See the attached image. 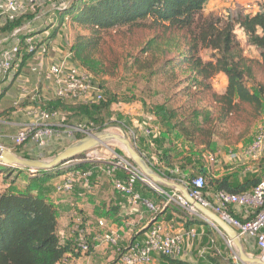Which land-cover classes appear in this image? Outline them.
<instances>
[{
    "label": "trees",
    "instance_id": "obj_1",
    "mask_svg": "<svg viewBox=\"0 0 264 264\" xmlns=\"http://www.w3.org/2000/svg\"><path fill=\"white\" fill-rule=\"evenodd\" d=\"M209 1L211 0H65L63 7L54 10L49 27L44 28L50 31L46 41L54 40L63 29L74 31L69 47L72 60L92 76L100 89V83L96 79H100L103 74V63L96 56L104 34L120 29L131 31L145 26L157 31L182 33L185 53L180 61L163 59L154 69V64L140 67L139 57L133 58L134 65L140 67V71L147 72L149 83L150 79L164 75L168 70L174 81L173 85H165L168 81L162 79L158 89L147 87L152 90L153 95L160 96L162 102L150 105L145 99H141L139 103L144 115L165 126L167 133L175 131L185 142L199 150L200 157L207 160V156L218 149L217 143H221L219 148L232 146L249 136L247 133L236 134V142L231 144L232 139L227 131L223 132V127L230 117L241 111L243 105L251 107L252 114L249 116L254 120L261 112L264 97V85L254 83L256 77L252 68L254 63L264 68V4L259 6L255 14H249L240 6H235L228 9L224 16H204V7ZM34 16L29 13L15 22H5L0 26V40L9 37L14 29L31 21ZM236 30L241 31L245 47L236 36ZM155 39L156 37L149 40L140 49L139 56L156 55L158 44ZM247 48L253 51L249 50L247 53ZM202 51L209 52L208 60L202 58ZM161 54H166V51ZM26 58L28 56L25 55L23 61ZM184 69L188 71V76L177 80L176 72ZM219 75L226 79V86L221 93L216 92L213 83ZM5 93L6 89L0 93V98ZM203 94L210 95L209 103L198 106L202 98L197 102L195 99ZM130 102L132 100H119L115 96L102 94V99L94 104L77 105L52 97L42 105L50 112L65 115L70 125H82L86 130L96 133L108 125H115L112 110L115 104L125 105ZM117 116L120 122L126 121L122 120L121 115ZM251 120H245L248 129ZM83 137L84 135L78 134L77 140ZM16 154L29 158L21 151ZM183 160L185 165L192 166L186 157ZM85 166L86 164L77 163L64 169L60 165L52 171L26 172L35 177L42 175L50 179L76 170L83 171ZM179 167L184 170L183 165ZM21 172L23 170L18 168L0 165V178L10 185L9 189L0 190V264H59L65 258H73L76 256L75 244L61 243L53 205L35 195L29 185L19 192L11 189ZM204 175L205 169L201 167L189 178L182 177L181 180L201 176L205 180L204 193L211 189L214 193L223 191L230 194L249 192L261 181L251 180L233 188L227 177L209 179ZM164 178L170 181L177 177L164 174ZM177 209L175 205L167 206L163 211L160 207L152 218L158 219L165 215V220L170 222L175 214H182ZM191 224L188 220L185 229ZM92 247L91 244L88 255L92 252ZM163 259L170 264H183L169 258ZM210 262L240 264L229 260L224 253L222 256L215 254Z\"/></svg>",
    "mask_w": 264,
    "mask_h": 264
},
{
    "label": "built area",
    "instance_id": "obj_2",
    "mask_svg": "<svg viewBox=\"0 0 264 264\" xmlns=\"http://www.w3.org/2000/svg\"><path fill=\"white\" fill-rule=\"evenodd\" d=\"M48 1L0 0V26L5 22H15L29 13L35 15L31 21L14 29L9 37L0 40L1 84H11L18 75V72L22 70L25 55L39 60L44 56L46 50L51 47V42L46 41L50 31L46 29L42 33H37L38 27H49L50 21L46 18L44 11L45 4ZM64 5V1L60 2L54 7V10H59ZM38 65L33 66L32 69L36 79L34 82V94H36L39 88L42 89L45 84L49 83L52 86L53 97L62 101L77 105H88L97 103L102 99V93L94 83L92 76L72 60L69 48L67 51L59 53V56L55 60H52L47 68L44 69V72L38 68ZM1 92L2 90L0 89ZM26 97L27 95L23 94L19 96V99H26ZM25 115L30 120L20 125L15 135L11 137V141L17 147L29 149V145H32L35 147V150L39 152L44 151L50 147L51 139L57 136L59 127L64 128L63 134H66L67 138L70 139L75 134L88 135L95 133L86 130L82 125L67 126V124H64L65 115L59 112H50L40 107L26 108ZM143 134L145 137L151 138L153 131L145 129L143 130ZM130 135L131 142L134 144L137 140V134L130 130ZM242 156L246 160L254 162H258L264 158V124L253 137L251 143L243 149ZM207 161L213 165L215 157L208 155ZM92 162H105V172L112 178L114 189L127 197L133 205H136L140 201L139 195L134 192V186L137 182L147 185L148 181L127 155L113 154L111 157L105 159L97 153L86 152L84 153V157L79 161V163L83 164ZM119 172L123 174V178L121 179L117 177V173ZM78 177L82 179L84 184H88L91 173H77L74 171L71 176L69 175L67 180L61 185L56 186L55 190L60 193L72 192L75 180ZM175 183L183 186L193 200L212 211L227 223L237 233L243 246L250 245L256 247L260 252V257L264 259V179L249 192L230 194L219 191L214 193L211 200L205 197L203 191L205 180L201 176L192 180H179ZM159 192L164 196V201L161 204L162 210L167 206L175 205L206 223L202 217L196 215L195 209L185 201L180 192L176 190H172L170 193L163 190H159ZM145 205L152 213L157 211V208L153 207L151 203L145 202ZM233 207L242 209L250 217L245 220L236 218L231 211ZM72 225L75 255H88L91 242L85 238V233L82 229V217L79 214L74 215ZM98 226L103 227V221H99ZM209 226L215 230L211 225ZM195 236L196 233L193 229L180 233L170 232L156 219L146 230L143 242L132 243L121 253L119 262L120 264H148L155 256L171 259L179 257L184 239L193 240ZM98 238L108 245H116L118 234L114 230H108L106 233L95 237V240ZM225 245L230 252L228 259L234 263H239L232 252V243L226 238ZM214 252L216 255H223L219 249Z\"/></svg>",
    "mask_w": 264,
    "mask_h": 264
},
{
    "label": "crops",
    "instance_id": "obj_3",
    "mask_svg": "<svg viewBox=\"0 0 264 264\" xmlns=\"http://www.w3.org/2000/svg\"><path fill=\"white\" fill-rule=\"evenodd\" d=\"M63 1L65 0H49L46 2L44 11L49 21H51L54 7ZM239 2L245 5L247 0H239ZM256 11L252 14H255ZM239 32L241 33V31ZM239 41L241 45L245 47L243 35L242 39H239ZM53 43H55V39L51 41V45ZM67 46L70 47V44ZM51 48L53 50H51L48 59L50 61L55 60L59 56V53H63L62 50H57L55 47ZM247 50L253 51L251 48H247ZM34 60L35 58H26V60L23 61L24 64L22 69L28 62H35ZM48 65L47 63H45V65L40 63L38 68L44 70ZM21 72L22 70L18 72V75L10 85H5L6 93L3 99H14L13 86H15V84L17 87L19 86L20 83L18 80H21L23 76ZM31 80L34 82L36 80L33 74H31ZM218 81L220 86L219 93H221L226 86V79L223 75H219L213 83L217 84ZM47 85L48 84H45L42 90H47ZM140 112L141 115L138 112L135 115H131L130 119V122L136 128L135 133L137 134V140L133 146L138 153L146 158V161L154 171H157L163 177L164 174H172L177 177L175 180L170 181L177 182L181 180L182 177L188 178L196 171L200 170L201 167L205 169L204 176L206 178L221 179L227 177L229 184L233 188H237L247 181L264 179V166L263 163H261L264 158L258 162H254L246 160L242 156L243 149L251 143L253 136L246 137L235 145L218 148L214 152L215 156L218 155V159H215V163L212 165L208 163L206 158L205 160H201V157H197L195 154L197 149L185 142L175 131L167 133L165 126L159 125L154 118L144 115L142 111ZM142 115L144 117L141 118ZM121 116L124 115L121 114ZM124 117L127 118L126 116ZM10 120L13 122L1 123L5 126L19 127L30 119L27 118L23 122H20L22 119L19 118H10ZM145 128L153 131V136L151 138L144 136L143 130H145ZM9 139L11 140L10 137ZM1 147L4 148L6 146L4 145ZM181 147L188 150V153L184 155L192 162V166L188 168L184 167V170L179 167L184 163L180 161L182 159L174 156V152ZM189 149L191 153H189ZM99 155L102 158H107L104 155ZM105 169V162H92L86 164L84 167L85 171L76 170L77 173L90 172L91 177L88 180V184H84L82 179L78 177V179L75 180L73 191L69 193L57 192L55 188L67 180L69 175L71 176L73 172L50 179L42 175L35 177L27 174V178H25L26 181H21L26 176L25 173L21 172L17 175L16 183L11 186L13 191L19 192L24 189V186L29 185L35 195L43 197L47 202L53 205L57 214L59 226L58 235L62 244H73V218L75 214H79L82 217V229L84 230L85 238L93 245L92 252L85 257L74 256L73 258H65L59 264H120L119 257L121 253L132 243H142L145 239V228L152 220L154 214L147 209L145 202L155 204V208L158 210L164 201V197L159 190L137 182L134 186V192L139 195L140 201L136 205L131 204L127 197L114 189L113 180L106 174ZM24 171L25 170H23V172ZM117 177L121 179L123 178V174L119 172L117 173ZM9 186L8 182H4L0 178V190L9 189ZM164 190L168 193L172 192V189L163 188V191ZM213 195L214 192L211 189L205 192V197L209 200L212 199ZM177 210L182 214H175V218L170 220V222L165 220V215L159 217L157 219L158 222L162 224L166 230L173 233H180L193 229L196 236L193 240L185 238L179 257L173 258L172 260L182 262L183 264H211L210 259L214 257V251L218 249L224 253L225 257H229L230 252L226 248L225 237L218 234L198 217L192 216L180 208ZM231 211L232 214L240 220H245L250 217L248 213L236 207L231 208ZM188 220L191 221L192 224L185 229V224ZM99 221H103V227L98 226ZM108 230H114L118 234L116 245H108L100 241V238L95 240V237L106 233ZM244 249L248 251L251 249V246L244 245ZM148 264L170 263L161 257L155 256Z\"/></svg>",
    "mask_w": 264,
    "mask_h": 264
},
{
    "label": "rangeland",
    "instance_id": "obj_4",
    "mask_svg": "<svg viewBox=\"0 0 264 264\" xmlns=\"http://www.w3.org/2000/svg\"><path fill=\"white\" fill-rule=\"evenodd\" d=\"M262 4H264V0H247V3L245 5L240 4L239 0H211L205 5L203 14L204 16L210 14L217 16H224L228 9L234 8L235 6H240L247 13L252 14ZM44 28H45L44 26L38 27L37 33H42V31H44ZM73 36H74V31H70V30L68 31V29L66 30L63 29L61 33L57 35V37L55 38V43H53L51 47H55L57 50H62L63 52H65L69 47L67 45L71 44ZM236 36L239 39H242V34L239 32V30H236ZM154 37H156L155 40L157 41L158 44V47L156 48L155 51L156 55L154 54L155 55L154 57L151 56L152 54L139 56L140 49L144 47V45ZM51 47H49L48 50H46L44 56L41 57L39 60H35V62L32 63L28 62L26 65H24V68L22 69L21 72L23 73V76L21 80H18L20 83L19 86L17 87L16 84L15 86H13V93L15 95L14 99L12 100V98L9 99L0 98V145L1 146L5 145L6 146L4 147L5 149L10 150L15 154L16 152L19 151L23 152V154L27 153L26 156H28L31 159L49 160L55 155H57L59 152L64 150L65 148L75 144L77 141L80 140V139L77 140L78 134L73 135L71 139L67 138L66 134H63L64 128L59 127L57 136H54L51 139V145L48 149L39 152L35 150L34 149L35 147L32 145H29V149L19 148L15 146L14 143L9 139V137L11 138L13 135H15V133L18 130V127L5 126L1 123V122H7V123L13 122L10 120V118L22 119V121L20 122L25 121L27 119V116L25 115L26 108L40 107L42 109H46V107L43 106L42 103L44 101H47L49 98L53 97L52 86L49 83H47L48 84L47 90H42L41 88H39L36 94H34L35 93L34 81L31 80V74H33L32 71L33 66H36L40 63H42L43 65H45V63L47 64L51 63V61L48 60L51 54V50H53ZM162 51H166V54L162 55L161 54ZM246 51L247 53H249V50ZM184 53H185V46H184V38L182 33H176L171 31L164 32L163 30L157 31L148 28V26H145L141 28H134L131 31L127 29H120L117 31H111L104 34L102 36V42L99 48L98 55L96 56L103 63L102 64L103 74L102 76H100V79L99 78L96 79L97 82L100 83L99 86L100 91L103 95L108 94L111 96H115L119 100L129 99L132 100V102H130V104H125L127 106L123 105L122 103L115 104L113 106V114H114L113 121H115L114 123L115 125L106 126V128L101 132L114 133L120 136H124L131 142L130 130L135 131L136 128L130 122V119H131V115H135L138 112L141 115L140 112L141 106L139 100L145 99L146 102H148L150 105H152L153 102H162L161 97L157 96L156 94L153 95L152 90L147 87L151 86L158 89L157 87H161L160 84L162 79H166L168 81V84L165 85L174 84V81H172L171 78V72L169 70L164 75L150 79V83H149V80L147 78V72L140 71L139 68L141 66H146L148 64H152V65L154 64L152 68L155 69L156 67H158V64L163 59H174L175 61L176 60L180 61ZM201 56L204 60H208L209 52L202 51ZM251 56L253 57V55ZM134 57H139L140 67L134 65L133 63ZM252 68L256 77L254 83L264 85V68L255 65V63L252 64ZM42 72H44V70H42ZM176 74L178 77L177 80H182L185 79V77H187L189 73L187 70L184 69L183 71L178 70ZM5 85L4 84L0 85V89L2 91L4 90ZM214 86H216L215 87L216 92H219L220 90L219 81L217 82V84H214ZM23 94L27 95V97L26 99L20 100L19 96ZM208 96L210 97V95H204V94L198 95L195 101L197 102L200 98H202V101L199 102L197 105L205 106L207 103H209ZM262 105L263 106L260 114L257 115V117L254 120H251V117L249 116L250 114H252L251 107L246 105L242 106L241 111L238 114H236L233 117H230L227 120V124L223 127V132L227 131L228 135L232 139L231 144L236 142V137H237L236 134L238 135V134L247 133V135L251 137L252 136L254 137L257 134L261 126L264 124V97L262 98ZM121 114L127 117L125 118L124 116H121L122 120L126 119V121L120 122V120H118L117 115H121ZM142 117L144 116L142 115L141 118ZM246 119L251 120L249 129H248V125L245 123ZM64 120H65L64 124H67V126H72L69 124L70 122H68L66 117ZM85 136L86 135H84V137ZM224 143L225 142H223V144ZM216 145L217 148H219L221 146V143H217ZM89 152L101 154L107 158L111 157L113 154L127 155L125 150L116 142H109ZM185 153H188V150L181 147L180 149L174 152V156L176 158L180 157V159H182L180 161L183 162ZM189 153H191V150L189 151ZM199 153H200L199 150L195 151L197 157H200ZM210 155L214 156L215 159H218V155L215 156L214 153ZM83 157L84 155L78 157L75 160H72L67 164H64L62 168L64 169V167L66 168L73 166L77 163L79 164V161ZM200 159L204 160V158L202 157ZM261 163H263L264 166V159L261 161ZM183 166L184 167L186 166L185 168H188L191 165H185L183 163ZM155 172L158 173L157 171ZM22 173H25L26 176L21 181H26L25 178H27V174L29 176H32L28 172H26V170ZM147 185L150 186L149 183ZM150 187L154 188L153 186ZM152 206L155 207V204H152ZM245 252L253 258L260 256L259 250L254 246H251V249L248 251L245 250ZM85 256L87 255H84L82 257Z\"/></svg>",
    "mask_w": 264,
    "mask_h": 264
},
{
    "label": "water",
    "instance_id": "obj_5",
    "mask_svg": "<svg viewBox=\"0 0 264 264\" xmlns=\"http://www.w3.org/2000/svg\"><path fill=\"white\" fill-rule=\"evenodd\" d=\"M109 142H116L125 150L130 161L139 169L150 186H153L158 190L167 188L180 192L185 201L195 209L197 216L202 217L206 223L211 225L218 233L232 243V252L240 264H264V259L260 256L253 258L245 252L237 233L220 217L193 200L183 186L169 181L156 173L149 163H147V161L135 150L132 143L124 136L101 131L90 133L49 160L23 158L0 146V165L14 167L32 173L52 171L58 166L67 164L72 160L83 156L84 153L92 151L93 149ZM156 219L157 218L152 219L145 229L147 230Z\"/></svg>",
    "mask_w": 264,
    "mask_h": 264
}]
</instances>
